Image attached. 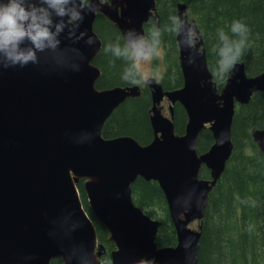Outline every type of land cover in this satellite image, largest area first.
Segmentation results:
<instances>
[{"label": "water", "instance_id": "1", "mask_svg": "<svg viewBox=\"0 0 264 264\" xmlns=\"http://www.w3.org/2000/svg\"><path fill=\"white\" fill-rule=\"evenodd\" d=\"M109 1L120 7L119 26L136 42L143 39L155 0ZM178 8L183 85L166 91L154 87V137L145 145L131 136L102 135L114 109L139 93L137 87L95 86L100 70L93 60L101 40L93 24L97 12H111L105 4L86 12L78 27L66 25L56 49L37 51L36 61L5 66L0 53V264H51L58 257L62 264H101L103 247L76 187L81 179L93 215L115 244L112 264H197L201 232L189 224L202 219L206 195L230 157L235 105L264 92V71L247 76L243 64L236 63L218 93L201 39L184 7ZM52 18L53 31L67 20L54 11ZM164 97L170 114L176 102L186 111L181 135L172 117L157 107ZM206 125L214 142L199 155L198 136ZM254 137L264 153V128ZM202 164L212 180L199 177ZM138 177L156 181L163 191L175 246L156 245L159 222L133 203L131 185Z\"/></svg>", "mask_w": 264, "mask_h": 264}, {"label": "trees", "instance_id": "2", "mask_svg": "<svg viewBox=\"0 0 264 264\" xmlns=\"http://www.w3.org/2000/svg\"><path fill=\"white\" fill-rule=\"evenodd\" d=\"M191 21L202 41L208 69L220 91L229 72L221 71L219 49L223 46L220 32L230 40L239 39L231 32L234 21L247 25L249 31L237 62L243 64L248 76L264 71V8L263 0H156L153 14L143 25L145 41L158 39L163 49L164 73L141 86L137 96L128 97L107 118L102 135L105 138L131 136L146 144L153 138L150 124L152 89L154 85L171 90L182 85L177 36L173 31L172 16L178 17V7ZM94 31L102 47L93 60L101 74L96 81L98 89L132 84L139 79L131 58L117 56L114 49L130 46L124 31L107 15L97 14ZM159 31L158 37L152 32ZM108 46L107 50L106 47ZM172 121L177 134H183L187 114L179 103L174 104ZM264 128V92H255L246 104H236L231 125V154L219 178L206 196L204 215L200 221L201 239L197 264H264V154L254 133ZM208 127L201 130L197 152H206L213 144ZM200 178L211 180L209 169L203 164ZM84 209L92 219L98 241L104 247L103 264H111L110 254L115 248L109 233L91 212L83 182L77 184ZM132 200L145 214L158 220L156 244L174 246L176 233L171 222L164 194L155 181L137 178L131 185ZM234 236V237H233ZM52 264H61L60 258Z\"/></svg>", "mask_w": 264, "mask_h": 264}, {"label": "clouds", "instance_id": "3", "mask_svg": "<svg viewBox=\"0 0 264 264\" xmlns=\"http://www.w3.org/2000/svg\"><path fill=\"white\" fill-rule=\"evenodd\" d=\"M106 2L107 0H99L98 3L95 0H41L37 3V0H0V53L5 57V66H25L29 61L37 60V51H43L45 47L56 49L60 43L59 33L66 25L78 27L84 22L86 12L95 13ZM53 11L56 16L67 17V20L62 19L55 24V31L52 30ZM171 19L174 25L172 30L178 33L182 21L177 16H172ZM248 31L243 22L234 21L231 32L238 34L239 39L230 40L224 32H220L223 46L219 49V64L222 72L227 73L234 68L242 55ZM152 35L158 37L160 33L153 31ZM26 42H30L33 47L26 50L22 48L21 45ZM159 44L158 39H153L150 43L141 39L125 46L123 50L118 46L114 49L117 56L124 55L133 61L139 79H134L132 84L140 83L141 78L148 79V73L142 71L141 64L157 53ZM107 48L108 46L106 50Z\"/></svg>", "mask_w": 264, "mask_h": 264}, {"label": "rangeland", "instance_id": "4", "mask_svg": "<svg viewBox=\"0 0 264 264\" xmlns=\"http://www.w3.org/2000/svg\"><path fill=\"white\" fill-rule=\"evenodd\" d=\"M106 4H110V3L106 2ZM108 6L111 9L110 10L111 15L116 16L117 10L119 12V9L114 8V10H113L112 9L113 7L111 6V4ZM132 42H134V41H131L130 44ZM164 67H165V65H164V56H163V49L162 48H158L157 53L150 60H148L146 62H142V64H141L142 71H145L148 73V79H150L152 77L160 76L164 71ZM142 81H146V80L142 79ZM167 106H168V103L165 100H163L161 102V109H162V112L164 115H167V112H168ZM197 225H198V222H195V221L190 223V226L193 228H196Z\"/></svg>", "mask_w": 264, "mask_h": 264}, {"label": "bare ground", "instance_id": "5", "mask_svg": "<svg viewBox=\"0 0 264 264\" xmlns=\"http://www.w3.org/2000/svg\"><path fill=\"white\" fill-rule=\"evenodd\" d=\"M234 237V236H233Z\"/></svg>", "mask_w": 264, "mask_h": 264}]
</instances>
